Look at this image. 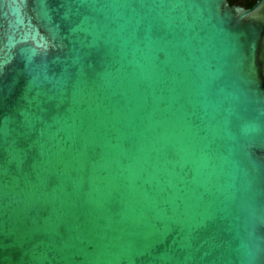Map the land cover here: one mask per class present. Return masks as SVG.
<instances>
[{"label": "water", "instance_id": "1", "mask_svg": "<svg viewBox=\"0 0 264 264\" xmlns=\"http://www.w3.org/2000/svg\"><path fill=\"white\" fill-rule=\"evenodd\" d=\"M0 264H264V0H0Z\"/></svg>", "mask_w": 264, "mask_h": 264}, {"label": "flooded vegetation", "instance_id": "2", "mask_svg": "<svg viewBox=\"0 0 264 264\" xmlns=\"http://www.w3.org/2000/svg\"><path fill=\"white\" fill-rule=\"evenodd\" d=\"M232 1L237 6H242L244 8H252L258 0H229Z\"/></svg>", "mask_w": 264, "mask_h": 264}, {"label": "trees", "instance_id": "3", "mask_svg": "<svg viewBox=\"0 0 264 264\" xmlns=\"http://www.w3.org/2000/svg\"><path fill=\"white\" fill-rule=\"evenodd\" d=\"M230 4H231V5H235L232 1H230ZM249 8H250V7H248L247 9H249Z\"/></svg>", "mask_w": 264, "mask_h": 264}]
</instances>
